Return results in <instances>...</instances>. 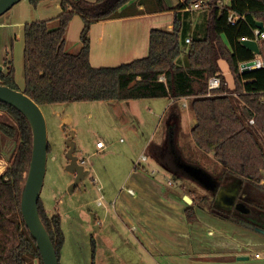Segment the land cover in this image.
Wrapping results in <instances>:
<instances>
[{
    "label": "trees",
    "instance_id": "1",
    "mask_svg": "<svg viewBox=\"0 0 264 264\" xmlns=\"http://www.w3.org/2000/svg\"><path fill=\"white\" fill-rule=\"evenodd\" d=\"M40 1L29 0L32 5ZM156 1L154 6L158 11L170 9L164 0ZM199 1L183 0L175 8ZM218 1L206 0L209 11L204 34L189 38L185 66L176 62L184 35L177 15L170 29L150 28L145 56L115 66L94 67L89 60L91 25L135 13L138 4L135 0H59L61 11L56 18L24 24L23 87L19 88L15 82L12 64L7 72L0 71V84L22 90L40 108L68 102L168 98L171 99L166 114L169 136L170 130L179 123V99L187 97L195 119L189 135L198 149L213 156L221 169L218 173L206 171L199 163L183 157L173 141L168 145L169 151L160 150L158 145L151 146L160 163L176 176L179 173L187 176L184 171L193 165L209 173L219 185L240 179L248 187L263 188L264 182H260L264 172V38L258 41V55L244 46L241 38L253 37L257 21L264 25V0H227L222 6ZM133 3L135 7L131 8ZM231 12L238 16L234 23L228 20ZM75 15L83 21L80 48L70 52L66 49V32ZM255 58L262 61V66L241 72L240 63ZM215 73L221 85L208 91L207 81ZM0 112L11 120L0 119V138L16 142L0 173V264H43L20 209L31 156V127L24 114L7 103L0 101ZM49 150L48 144L47 153ZM161 151L167 156L161 157ZM244 185L240 186L241 191ZM184 194L192 199L185 209L191 221L196 218L194 205L199 204L190 192ZM242 199L250 208L249 215L264 224V203L248 196ZM255 203L259 209L257 218L253 215ZM200 206L247 227L258 226L234 209L215 206L214 198ZM38 213L59 258L63 242L60 216L57 211L47 212L40 198ZM91 264H95V259Z\"/></svg>",
    "mask_w": 264,
    "mask_h": 264
},
{
    "label": "rangeland",
    "instance_id": "2",
    "mask_svg": "<svg viewBox=\"0 0 264 264\" xmlns=\"http://www.w3.org/2000/svg\"><path fill=\"white\" fill-rule=\"evenodd\" d=\"M164 2L175 6L179 0H164ZM141 3L146 7H152L157 4V1L142 0ZM130 7L134 8L135 4L133 3ZM187 9L183 16H180L184 36L193 35L195 26L203 22L209 11L206 5ZM12 44L13 58L11 57L12 61L8 63L9 66L13 65L15 82L19 88H22L24 85H22L24 83L22 37L18 40L13 39ZM187 48L188 44L181 41L182 52H186ZM10 51L11 44L8 43L7 52L10 53ZM2 55L5 56L4 50ZM182 59L183 54L178 61ZM21 79L23 82H20ZM166 102V98H144L68 102L41 107L50 150L47 153L40 201L47 212L51 214L57 211L60 216L63 242L59 253V264H91L94 259L102 264H156L151 262V259L155 260V258L146 253L145 249L131 238L128 230L130 225L124 221L122 209H117L118 204L123 203L128 196L118 192L134 161L139 162L136 169H142L150 177L158 178L157 180L164 187L174 189L180 195L190 192L199 205H207L214 198V195L192 179L187 171H184L187 176L182 173H179V176L174 175L152 153L153 150L150 148L153 145H158L160 150L167 148L169 151L170 142L173 141L183 157L199 163L206 171L218 173L221 169V165L214 160L213 156L204 153L194 144L189 135L194 124V115L190 108H185L183 103L179 102L180 119L176 124L177 128L170 130V136L168 135L167 119L163 111ZM62 106L67 107L64 112L70 118V123L66 125L61 122L63 112L60 108ZM0 119L6 122L11 121L2 112H0ZM72 132L75 142L74 155L78 160L84 159V168L88 172L75 189L69 192L74 174L65 168L68 162L65 153L66 137ZM98 140L106 144L104 149H97ZM15 146L14 140L0 138V168L2 167L0 173L7 164L8 152L13 151ZM160 153L161 157L167 156L165 151ZM143 156L145 158H142ZM166 161L173 167L168 160ZM152 168L158 172L151 173ZM263 182L264 172L260 183L263 184ZM173 183L174 185H171ZM244 184L247 183L243 182L241 185ZM242 191L246 193L245 197L249 196L256 202L264 203V186L262 188L244 185ZM183 196H181V202L189 205ZM253 215L255 218L259 216L256 203L253 204ZM249 217L253 220V217ZM256 250L259 249L256 248ZM248 254L253 257V252ZM158 258L168 257L159 255ZM159 264H171V262L166 259Z\"/></svg>",
    "mask_w": 264,
    "mask_h": 264
},
{
    "label": "crops",
    "instance_id": "3",
    "mask_svg": "<svg viewBox=\"0 0 264 264\" xmlns=\"http://www.w3.org/2000/svg\"><path fill=\"white\" fill-rule=\"evenodd\" d=\"M135 1L138 4L135 13L97 21L91 25L89 60L92 66H115L145 56L148 51L150 28L170 29L175 17L178 15L182 20L180 16L188 10L187 7L175 8L183 0H179L175 6L166 4L170 9L165 11H158L154 5L146 9L143 3H139L141 0ZM60 11L59 0H42L36 5H32L29 0H17L7 11L0 14L1 71L7 72L9 69V61L13 58V39H23L24 24L54 19ZM206 18L207 16L201 24L195 26L193 35H183L181 41L189 44L187 38L202 36ZM54 24L52 21V25ZM82 25L83 21L78 15L69 23L66 49L70 52H77L80 48L79 34ZM8 43L11 44L10 53L7 52ZM2 50L5 51V56L2 55ZM181 54L183 63L178 61ZM180 55L176 62L185 66L187 51L182 52L181 49ZM22 79L20 82H23ZM166 99L163 110L165 115L171 102V99ZM179 102L183 103L185 108L188 107L187 97H182ZM60 109L63 112L61 122L64 125L69 124L70 118L64 112L67 107L62 106ZM57 114L60 116L58 112ZM193 122L195 123L194 119ZM138 165L139 162L134 161L129 173L124 177L118 193L128 196L123 203L118 204L117 209H122L124 221L130 225L128 230L131 238L155 258H152L151 262L159 264L167 259L171 264H264V258L254 256L256 248H264V236H260L264 235L263 233L200 205H194L193 208L196 218L188 220L185 213L188 205L181 202V196L185 195V192L180 195L176 190L164 187L158 178L150 177L142 169H136ZM157 172L152 168L151 173ZM129 209L130 211H127ZM252 252L253 257H250L248 253ZM159 255L168 258L159 259ZM95 264L102 263L95 261Z\"/></svg>",
    "mask_w": 264,
    "mask_h": 264
},
{
    "label": "water",
    "instance_id": "4",
    "mask_svg": "<svg viewBox=\"0 0 264 264\" xmlns=\"http://www.w3.org/2000/svg\"><path fill=\"white\" fill-rule=\"evenodd\" d=\"M16 1L17 0H0V14L7 11ZM256 27L264 30V25L261 21L256 22ZM241 43L255 54H259L260 48L257 40L246 38L241 40ZM258 62L259 60L255 58L240 63L241 72H247L257 68ZM1 68L2 66L0 65V71ZM0 101L19 110L29 121L32 132V148L29 167L21 192V214L26 227L36 241L43 264H59V258L51 238L38 213V199L40 198V190L45 174L48 149L45 118L40 106L22 90L13 89L7 85L0 84ZM66 144L67 150L65 157L68 159V162L65 168L68 172L74 174V180L69 186V192H72L80 180L86 176L88 171L83 165L79 164L77 156L74 155L75 142L73 140V132L66 137ZM187 172L201 186L214 195L215 206L225 210L234 209L243 214H249L250 208L247 207L243 201V197L238 195L242 184L240 179L219 185L218 181L212 178L209 173L199 166L189 165L187 167ZM183 197L187 203L190 204L192 202V199L187 194ZM247 219L258 224V226H255V230L264 234L263 223L257 219Z\"/></svg>",
    "mask_w": 264,
    "mask_h": 264
},
{
    "label": "built area",
    "instance_id": "5",
    "mask_svg": "<svg viewBox=\"0 0 264 264\" xmlns=\"http://www.w3.org/2000/svg\"><path fill=\"white\" fill-rule=\"evenodd\" d=\"M201 4L206 5V1L200 0L199 2L192 3V4H190V6H186V7L190 8V9L191 8H200ZM218 4L220 6H222L225 3L223 0H219ZM237 17L238 16H236V14H233L231 12L228 16V20H229V22L234 23ZM246 38H248V37H242L241 40L246 39ZM260 38H264V30H261V29L256 27L253 29V37L251 39L259 41ZM186 41L189 42V39L187 38ZM257 59L259 60L257 68H259L262 66L263 63L259 58H257ZM220 85H221V80H220L218 73H215L214 75L209 77V79L207 81L208 91L218 89L220 87ZM250 122L252 123L253 120H250ZM96 147L99 149H104L106 147V144L102 140H98L96 142ZM142 158H145V156H143ZM142 160H145V159H142ZM78 162H79V164H81L83 166L85 165L84 159H80V160H78ZM168 183H170V181H168ZM254 256L256 258H264V248H262L260 250H256Z\"/></svg>",
    "mask_w": 264,
    "mask_h": 264
},
{
    "label": "flooded vegetation",
    "instance_id": "6",
    "mask_svg": "<svg viewBox=\"0 0 264 264\" xmlns=\"http://www.w3.org/2000/svg\"><path fill=\"white\" fill-rule=\"evenodd\" d=\"M165 160H169L168 159V157H166V159ZM190 177L193 179V177L190 175ZM195 180V179H194ZM196 181V180H195ZM197 182V181H196ZM198 183V182H197ZM199 184V183H198ZM242 186V185H241ZM241 189V188H240ZM239 189V196L241 195V196H246V193L244 192V191H241ZM209 191V190H208ZM210 192V191H209ZM249 197V196H248ZM237 201H238V199H237ZM238 213H240V214H242L243 215V213L242 212H239V211H237ZM243 216H245L246 218H250L249 216H251V215H249V214H244ZM252 217V216H251ZM253 219H254V217H253Z\"/></svg>",
    "mask_w": 264,
    "mask_h": 264
},
{
    "label": "bare ground",
    "instance_id": "7",
    "mask_svg": "<svg viewBox=\"0 0 264 264\" xmlns=\"http://www.w3.org/2000/svg\"><path fill=\"white\" fill-rule=\"evenodd\" d=\"M1 168H2V167H1ZM1 168H0V169H1Z\"/></svg>",
    "mask_w": 264,
    "mask_h": 264
}]
</instances>
